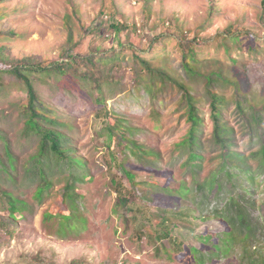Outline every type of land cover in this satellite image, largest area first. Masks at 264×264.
I'll return each instance as SVG.
<instances>
[{
    "label": "rangeland",
    "instance_id": "rangeland-1",
    "mask_svg": "<svg viewBox=\"0 0 264 264\" xmlns=\"http://www.w3.org/2000/svg\"><path fill=\"white\" fill-rule=\"evenodd\" d=\"M180 35L195 46L192 74L177 50ZM0 47L6 59L0 65V130L17 159L16 180L4 179L0 188L22 205L13 219L9 205L0 202V264H264L262 0H2ZM73 54L102 56L94 76L106 80L94 95L133 128L125 136L141 152L131 145L123 150L126 141L115 144L98 133L101 105L72 75L27 72L39 97L68 123V145L85 161L72 175L68 167L56 176L40 196L41 176L26 169L39 150L38 138L23 132L28 87L10 69L27 57L58 62ZM139 57L191 87L205 120L201 168L188 165L187 150L175 146L188 128L178 85L162 82ZM214 72L221 78L213 75L209 82ZM153 83L151 95L146 86ZM238 87L248 98L242 110ZM211 90L226 100L221 120L234 127L231 149L245 155L257 173L254 181L248 174L234 172L229 179L220 173ZM107 143L115 144L112 153L122 167L109 168ZM0 152L5 155L1 138ZM217 173L213 188L207 180ZM117 176L132 192L127 208L118 203ZM181 184L187 193L178 192ZM48 212L56 215L46 218ZM61 215H70L73 227ZM163 217L173 239L181 238V250L168 236H155L152 227Z\"/></svg>",
    "mask_w": 264,
    "mask_h": 264
},
{
    "label": "trees",
    "instance_id": "trees-1",
    "mask_svg": "<svg viewBox=\"0 0 264 264\" xmlns=\"http://www.w3.org/2000/svg\"><path fill=\"white\" fill-rule=\"evenodd\" d=\"M1 1L2 0H0V2ZM262 5L264 7V0H262ZM115 30L116 32H119L120 29L116 27ZM233 34L236 36L235 32H233ZM178 37L179 40L176 46L183 58L184 69L187 73L192 74L194 71L193 63L197 61L195 46L192 41L182 38L181 35ZM2 51L3 47H0V65L6 61ZM101 57L102 56H99L98 58L95 56L87 57L73 54L69 55L67 60L58 62H46L36 60L34 57H27L17 61L14 66H11L10 71L17 75L28 87L27 103L22 109V112L26 118L24 121L23 132L24 134L30 136L34 135L38 138L37 142L39 150L32 157V162L34 163L31 166L27 165L26 169L28 173H31L32 170L35 169L41 176L42 183L38 189V194L40 196H42L44 192L50 188L51 182L54 178H56V176H60V174L68 167H71V171L68 172V175H72L74 173L72 169L76 166L83 167L85 165V161L82 157L74 155V149L72 147L70 148L68 145L69 136L66 131L63 130L64 127H69L68 123L61 120L57 111L53 107H50L48 104H46L39 97L27 72H54L58 75L63 74V77L67 76V74L72 75L78 82H80V85L86 89V92L94 98L92 101L97 105H101L98 115L102 117L101 123L103 126L102 129H100L101 132L99 131L98 133L102 135L106 132L109 137L115 139V144L117 142L122 143V141H126L127 144L123 150L128 148V146L130 147L131 145L133 148H135L132 149L133 152H135V150L136 154L141 152V148L134 141L130 140L129 137L125 136V131H130V129L133 128L128 127V125H126V121L122 118L110 114L109 109L107 110L105 106L106 100L101 94L94 95V90H96L98 93L102 92V82L106 80L104 77L97 78L94 76L95 71H101V66L98 64V59ZM141 61L144 64V68L149 72L156 74L162 80V82L165 83L167 81L173 80L178 85L182 96L180 105L184 106L183 114L188 128L185 134L175 143V146L177 148H185L187 150L188 165L193 166L195 168L194 170L201 168V160L204 158L202 154V150L204 149L202 132L205 128V120L199 113L198 101L193 96L191 87H189L184 81H179L178 79L173 78L167 71L152 67L148 60L141 58ZM213 75L221 78L219 72H214L209 75V82H212ZM87 84L92 85L94 89L89 88ZM155 88V83L146 86L147 92L151 93V95H153ZM209 96L211 98L210 115L212 116L213 122L214 142L216 145L220 146L222 151V154H220V157L222 158L220 169L222 171L220 173H224L229 179L237 175V173L234 172L240 173L239 175H242V173L248 174L247 177L251 179V181H254L257 173L246 164L247 159L245 155L231 149L233 145L231 138L235 132L234 127L225 124L221 120L223 114L222 108L226 101L225 98L213 90L209 92ZM235 96L237 99V106L242 110L244 102L248 101L247 95L241 92L238 87ZM47 125H49V127H47ZM0 138L5 141V155L0 152V183L4 179L15 181L16 177L12 172L17 171V159L12 152L10 143L7 142L1 130ZM100 138L102 137L100 136ZM115 144L112 145L107 143L106 148L107 150H110V153H112L114 150ZM142 154H150L155 158L159 156V154L155 151H142ZM259 154L261 155L260 168L264 169V145L260 148ZM108 162L109 168L111 169L113 167H122L121 160L116 156L115 153L110 154ZM51 171H53V173ZM220 173H217V175L210 177V180H207V182L211 183L213 188L219 180L218 177ZM126 175L129 180L133 179V175L129 171H126ZM84 176L85 174H82L81 177L70 176V181H72V179L81 180L84 178ZM70 181L68 186H71L72 184ZM112 183L117 193L118 203L121 206H124L123 208H127L126 206L129 204L128 199L132 193L131 190L125 187L122 179L118 178V176L112 178ZM201 188L203 189V186H201ZM188 190L189 188L186 186V184H181L178 192L187 193ZM4 199L7 200L5 201ZM1 201H3L4 207L9 205L8 209L11 210L10 215L13 219H15V213L16 211L20 212L22 205L18 204L17 199H8L7 193L2 191L0 188V202ZM128 209L130 210L129 206ZM55 215L56 213L54 212H48L45 217L48 218L49 216ZM61 217L62 220H66V226L68 225L73 227L70 215H61ZM150 226L152 227L151 224ZM153 226V230L157 232L155 234L157 238L168 236L173 241L175 246H177V250L182 249L181 241L178 242V239L181 238L178 237L173 239V228L168 225L165 217L158 220L156 225ZM142 232L143 231L141 230V233Z\"/></svg>",
    "mask_w": 264,
    "mask_h": 264
}]
</instances>
